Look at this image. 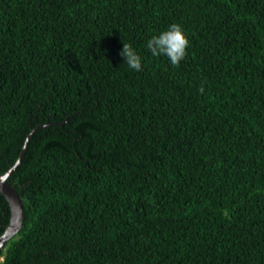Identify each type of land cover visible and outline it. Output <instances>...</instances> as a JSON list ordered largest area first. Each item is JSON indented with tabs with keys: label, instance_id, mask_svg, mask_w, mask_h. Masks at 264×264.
<instances>
[{
	"label": "trees",
	"instance_id": "trees-1",
	"mask_svg": "<svg viewBox=\"0 0 264 264\" xmlns=\"http://www.w3.org/2000/svg\"><path fill=\"white\" fill-rule=\"evenodd\" d=\"M23 146L0 264H264V0H0V174Z\"/></svg>",
	"mask_w": 264,
	"mask_h": 264
},
{
	"label": "clouds",
	"instance_id": "clouds-1",
	"mask_svg": "<svg viewBox=\"0 0 264 264\" xmlns=\"http://www.w3.org/2000/svg\"><path fill=\"white\" fill-rule=\"evenodd\" d=\"M189 41L183 28L178 23H173L159 35L153 36L147 42V48L153 56H166L172 66L178 67L187 54ZM127 65L136 70H141V56L133 49L132 45L123 43L120 52ZM201 92L203 87H201Z\"/></svg>",
	"mask_w": 264,
	"mask_h": 264
},
{
	"label": "water",
	"instance_id": "water-1",
	"mask_svg": "<svg viewBox=\"0 0 264 264\" xmlns=\"http://www.w3.org/2000/svg\"><path fill=\"white\" fill-rule=\"evenodd\" d=\"M32 132L33 131L29 133L27 140ZM27 140L25 142H27ZM24 151L25 146H23V149L19 153L15 163L11 165L5 172L0 174V193L6 198L10 208L9 221L2 233H0V250L3 248V245L7 239L20 229L24 220L22 200L13 186L7 182L10 172L19 164L21 158L23 157Z\"/></svg>",
	"mask_w": 264,
	"mask_h": 264
}]
</instances>
